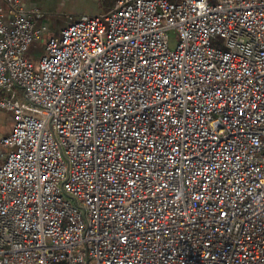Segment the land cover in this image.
Instances as JSON below:
<instances>
[{
	"label": "built area",
	"instance_id": "2783aa9c",
	"mask_svg": "<svg viewBox=\"0 0 264 264\" xmlns=\"http://www.w3.org/2000/svg\"><path fill=\"white\" fill-rule=\"evenodd\" d=\"M42 17L0 0V264H264V0Z\"/></svg>",
	"mask_w": 264,
	"mask_h": 264
},
{
	"label": "crops",
	"instance_id": "0c3cea01",
	"mask_svg": "<svg viewBox=\"0 0 264 264\" xmlns=\"http://www.w3.org/2000/svg\"><path fill=\"white\" fill-rule=\"evenodd\" d=\"M115 2L116 0L111 3L100 2L99 0H21V4L25 9H36L42 12L43 17L36 23L47 27L48 20H46V16H72L78 18L83 15L104 14L114 6ZM1 91L0 98L5 96V93ZM11 123V114L0 108V139L9 132ZM2 154L3 150L0 148V162Z\"/></svg>",
	"mask_w": 264,
	"mask_h": 264
},
{
	"label": "rangeland",
	"instance_id": "374dc122",
	"mask_svg": "<svg viewBox=\"0 0 264 264\" xmlns=\"http://www.w3.org/2000/svg\"><path fill=\"white\" fill-rule=\"evenodd\" d=\"M100 2H105V3H111L114 0H99ZM77 17H72V16H56V15H51V16H46V20H48L47 24L51 32L57 31L60 27L64 26L67 22L75 20ZM177 37L173 34L171 36V41L170 46L172 47L174 43L176 42ZM30 53H33L37 59L40 58L43 55V52L40 48H37L34 45H31L29 47L28 52L26 53L27 56L30 57ZM32 61H36L33 59H30ZM1 91V90H0ZM2 92V91H1ZM18 94H21L20 90H17ZM5 93V92H4ZM2 93V94H4ZM8 93H5V96H7ZM2 96V95H1Z\"/></svg>",
	"mask_w": 264,
	"mask_h": 264
}]
</instances>
